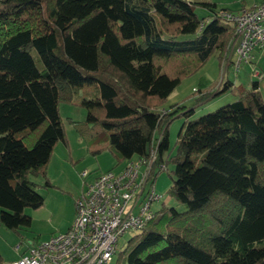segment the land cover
<instances>
[{
    "label": "trees",
    "instance_id": "obj_1",
    "mask_svg": "<svg viewBox=\"0 0 264 264\" xmlns=\"http://www.w3.org/2000/svg\"><path fill=\"white\" fill-rule=\"evenodd\" d=\"M224 12L205 0H0V224L28 227L25 209L43 205L30 178L50 186L52 151L66 144L63 103L86 110L71 123L92 154L108 150L118 166L155 148L150 176L174 165L167 194L185 209L161 205L115 264H264L259 83H224L215 94L235 100L187 120L169 153L170 122L193 108L162 107L211 56H227L235 34Z\"/></svg>",
    "mask_w": 264,
    "mask_h": 264
},
{
    "label": "rangeland",
    "instance_id": "obj_2",
    "mask_svg": "<svg viewBox=\"0 0 264 264\" xmlns=\"http://www.w3.org/2000/svg\"><path fill=\"white\" fill-rule=\"evenodd\" d=\"M259 0H205L216 4V10L225 8L234 13L241 11L245 6L251 7ZM260 2V1H259ZM194 12L199 17H207L210 11L207 7L194 5ZM252 59L248 63H242L236 71L232 65L227 69L221 68V63L217 57L211 56L203 67L194 75L183 79L180 84L168 96L163 105V109L170 110L175 105L193 108V113L185 117L177 115L168 126L169 153L175 152V143L182 126L187 120L196 119L204 114L214 111L218 107L229 104L235 100V95L230 91H220L227 81L233 85H240L243 88H250L251 83H259L260 94L264 97V48H255L252 51ZM232 60H235L233 54ZM254 72L263 74L262 78L253 76ZM210 92V96L197 102L200 94ZM59 115L62 120L66 144L59 141L51 154L46 178L50 186H46V179L42 176L31 177L35 184L34 189L43 196L44 203L36 209H25L24 213L31 218L30 226L21 227L13 231L0 224V264H7L9 261L19 258L28 245L39 241L47 240L50 236L65 231L73 222L75 216V197L84 189V182L91 181L96 175L109 169L119 172L127 163L122 162L115 166V160L108 150L92 154L87 142L78 134L71 121H85L86 110L82 107L63 104L59 105ZM158 135V134H157ZM108 135L100 132L97 141L105 142ZM174 165L167 164L166 169L154 172L151 176L156 195L160 196L157 202L151 204L152 210H158L161 205L174 207L178 211H183V205L167 194L168 188L172 184ZM89 172L87 179L83 180L81 173ZM137 231L127 230L118 239V250L122 249L128 239ZM256 246H264V240ZM16 247L19 249L16 250ZM116 255L113 258L115 264Z\"/></svg>",
    "mask_w": 264,
    "mask_h": 264
},
{
    "label": "built area",
    "instance_id": "obj_3",
    "mask_svg": "<svg viewBox=\"0 0 264 264\" xmlns=\"http://www.w3.org/2000/svg\"><path fill=\"white\" fill-rule=\"evenodd\" d=\"M222 17L233 25L235 38L221 68L232 65L237 71L242 63L250 62L255 48H264V0L237 13L224 12ZM253 76L262 78L263 74L254 72ZM154 158L152 148L146 157L127 160L119 172L108 170L84 182L74 200L70 227L32 244L7 264H112L119 237L127 230H141L155 215L151 204L160 196L150 181ZM88 176L87 171L81 173L83 180Z\"/></svg>",
    "mask_w": 264,
    "mask_h": 264
},
{
    "label": "crops",
    "instance_id": "obj_4",
    "mask_svg": "<svg viewBox=\"0 0 264 264\" xmlns=\"http://www.w3.org/2000/svg\"><path fill=\"white\" fill-rule=\"evenodd\" d=\"M259 1H261V0H259ZM259 1L255 2L253 5L259 3ZM253 5H252V6H253ZM245 8H247V7L244 6L241 10H243V9H245ZM216 9H217V8H216ZM259 88H260V85H259ZM109 170H111V169H109ZM107 171H108V170H107ZM96 176H97V175H96ZM78 195H79V194H78ZM78 195H77V196H78ZM77 196H76V197H77ZM76 197H75V198H76ZM69 227H70V226H68V228H69ZM68 228H67V229H68ZM67 229H66V230H67ZM66 230H65V231H66ZM65 231H63V232H65ZM18 249H19V248H18ZM18 249H16V250H18ZM26 249H27V248H26ZM26 249H25L23 252L20 253L19 257H20V256L26 251ZM16 260H17V259H16ZM12 261H13V260H12ZM12 261H11V262H12ZM14 261H15V260H14ZM8 263H10V261H9Z\"/></svg>",
    "mask_w": 264,
    "mask_h": 264
}]
</instances>
